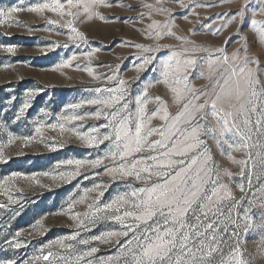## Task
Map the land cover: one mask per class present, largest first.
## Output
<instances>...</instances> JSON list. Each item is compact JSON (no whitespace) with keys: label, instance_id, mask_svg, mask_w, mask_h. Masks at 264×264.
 Here are the masks:
<instances>
[{"label":"snow or ice","instance_id":"obj_1","mask_svg":"<svg viewBox=\"0 0 264 264\" xmlns=\"http://www.w3.org/2000/svg\"><path fill=\"white\" fill-rule=\"evenodd\" d=\"M173 2L186 9L192 0H173ZM249 2L250 0H245L244 4L234 12L216 14L223 21L219 28L235 20L244 21L248 14ZM109 4L110 0H64V2L45 0L31 5L27 11L43 15L48 10L58 13L62 18L70 17L63 23L53 19L47 20V23L68 29L69 41L87 45L88 40L85 34L78 30L76 22H84L81 16L85 19L93 16L107 19L95 10ZM142 6L155 8L159 13H166L169 18L164 23L153 21L148 25L145 35L149 39L159 41L165 36H173L183 41L179 46L180 50H175L176 46L159 43L154 47L139 43L134 45L141 50V53L171 47V54L162 62V82L169 86L174 101L177 104L182 103V108L172 115L167 103L160 96H150L149 89L154 85L148 83L134 97L136 107L133 110L130 81L118 75L119 65L116 66L115 71L110 65L106 66L112 72L111 75L97 73L91 63L96 59L100 49L92 48L81 52L80 56L88 61L89 66L84 69L87 74L93 80H105L108 83L90 90L96 94L93 98L82 99L67 106L73 111L72 115L61 114L55 122L37 121L34 133L19 139L24 146L40 142L45 143L50 151H57L65 146L67 141L63 138L67 135L93 149H99L102 144L108 142L107 150L104 155H98L95 159L85 157L63 160L52 171L31 174L13 171L0 181V196L6 197L8 204H17L19 200L15 192H20L21 189L15 188L14 181L24 180L31 185L44 187L41 182L42 177L49 178L53 182L67 183L88 170H93V174L91 177L84 175L85 180L107 175L113 181L132 180L138 182L140 186L129 184L130 191L118 193L108 202L102 201L109 187L108 184L96 183L92 187L83 188L82 194L75 199L70 197L66 208L60 212L69 217L76 230L49 241L38 250L39 254L26 260L24 264H36V262L93 264L92 257L97 252V248L79 251L77 244L88 245L90 241L109 243L112 240L117 242L120 252L116 257L102 260L100 264H112L113 260L119 264L121 259L124 264H248L242 257L238 233L235 230L231 235L237 237V243L230 246L228 254L224 253V245L228 241L223 239L219 228L226 221L237 228L240 226L239 214L236 218L231 216L232 211L239 205V200H236L229 185L222 182L223 176L231 178L232 173L226 169L222 170L216 164L207 147L206 138L213 139L222 153L226 151L225 146H227V159L241 166L240 176H244L247 169L248 188L251 189L255 160L250 150L254 147H264L259 142L252 143L253 135L257 133L264 135L262 131L264 85L253 76L252 70L248 67L249 63L254 62V58L249 57L246 51L244 56H240V49L229 55L226 48L211 49L196 46L188 37L176 36L172 31L173 25L170 23L173 19L172 9L148 4ZM195 6L214 7L215 3L214 0H202ZM23 10L21 6L9 7L6 11L0 9V24L9 21L13 14ZM195 14L194 12L193 15ZM260 14L264 15V0H261ZM251 26L264 37V21L253 19ZM230 39L231 37L225 41V44ZM124 45H132V42L124 41ZM64 46L67 47V44ZM0 48L7 53L16 51L14 45H0ZM197 52L207 53V71L209 78L215 81L212 93L205 90L207 86L201 89L190 86L191 72L196 69L200 60L205 59L194 55ZM79 58L74 54L70 59L57 65V69L70 67L72 62ZM149 63H151L150 57L143 58L141 63L135 65L136 71H143ZM200 75L203 76L204 73L201 72ZM34 95L36 92L27 94L28 99L19 109L20 114L29 109V101ZM205 96L207 99H202ZM233 97L235 103H230ZM150 103L157 105L151 112L148 108ZM85 105L97 106L96 111L76 114V110L82 109ZM41 112L45 116L48 115L45 109H41ZM253 115L258 116L254 125ZM102 118L105 123L83 130V122L86 120L98 121ZM153 119H159L163 123L152 126ZM74 122L81 123L74 124ZM46 129L58 132L61 139L46 137ZM102 129L104 131H101ZM229 133L232 134L231 140L225 138ZM237 136L240 138L239 142H234ZM16 139L18 138L10 137L7 144L11 145ZM5 146L0 143V163H8L10 159L3 151ZM233 151H247L248 155L243 160H236L231 155ZM257 156L264 157V153L257 152ZM260 165L264 167V158L260 160ZM102 166L103 173L95 171ZM61 168L66 170L62 171ZM238 187L242 193L245 191L243 185ZM252 195L255 199L250 201L251 203L264 196V184ZM80 205L86 206L82 212L76 210ZM229 205L231 206L228 207ZM261 206H264V201L261 202ZM3 207L6 205L0 202V208ZM226 207L228 216L224 215ZM106 220L119 223L122 230L102 232L89 239H79L81 231H88L97 222ZM250 220L248 209H245L242 222L246 231ZM31 228L38 235H43L47 231L43 218L36 220ZM23 231L18 230L15 234L16 238L22 236ZM224 232H228L226 225ZM120 238H124L123 243H120ZM7 243L15 249L23 246L18 239ZM0 264H15V262L7 259L0 260Z\"/></svg>","mask_w":264,"mask_h":264},{"label":"rangeland","instance_id":"obj_2","mask_svg":"<svg viewBox=\"0 0 264 264\" xmlns=\"http://www.w3.org/2000/svg\"><path fill=\"white\" fill-rule=\"evenodd\" d=\"M37 2H45V0H23V3L21 0H0V9L5 11L12 6H21L24 9L13 14L9 21L0 24V45L16 46L14 53H7L0 48V143L6 145L3 151L6 157H10L8 163H0V181H3L13 171L26 174L52 171L56 169L59 162L69 158L95 159L98 155H104L108 148V142L102 144L99 149H93L66 135L63 138L67 141L65 146L57 151H50L45 143L33 142L24 146L22 140L19 139L25 135H32L37 121L55 122L61 114L72 115L73 111L67 106L78 103L82 99L93 98L96 94L90 90L108 83L105 80H93L87 74L84 69L89 66L88 61L80 56L83 51L92 48L100 49L96 54V59L91 63L97 73L111 75L112 72L106 66L110 65L115 71L116 66L119 65L118 75L130 81L133 110L136 107L134 97L148 83L154 85L149 89L150 96H160L167 103L168 110L172 115L182 108V103L177 104L174 101L169 86L162 82V62L171 54V47L141 53V50L134 45L139 43L154 47L156 43H159L176 46L175 50H180L179 46L183 41L173 36H165L159 41L149 39L145 35L148 25L153 21L164 23L169 18L166 13L162 14L155 8L142 5L148 4L172 9L173 19L170 21L173 25L172 31L176 36L188 37L196 46L211 49L226 48L229 55L240 49L239 55L244 56L246 51L249 57L254 58V62L249 63L248 67L252 70L253 76L257 77L264 85V37L258 30H253L251 26L253 19L264 21V15L260 14L261 0H250L248 14L244 21L235 20L223 28H219L223 21L216 14L234 12L244 4L245 0H223V2L214 0V7H196L195 5L202 0H192L186 9L181 8L173 0H110L108 6L95 10L107 19H101L98 16L85 19L81 16L84 22H76L78 30L83 32L88 40L87 45L69 41L68 29L47 23L49 19L59 20L63 23L70 17L62 18L58 13L48 10L43 15L27 11L28 7ZM194 12L195 15H193ZM218 28L219 31H217ZM229 37H231L230 41L225 44ZM124 41H131L132 45L125 46ZM65 44L67 47L64 46ZM187 46L191 47V45ZM74 54L80 57L77 61H73L68 68L57 69V65L70 59ZM194 55L205 57V59L200 60L196 69L191 72L190 86L196 89L207 86L205 90L212 93L215 81L209 78L207 71V53L197 52ZM145 57H150L151 63L146 65L143 71L137 72L135 65L141 63ZM201 72L204 73L203 76L200 75ZM157 81L161 82L156 83ZM243 86V82H241V87ZM29 92H36V95L29 101V109L20 114L19 109L28 99ZM202 99H207V96ZM230 103H235L234 97ZM96 107L85 105L82 109L76 110V114L95 112ZM156 107V104L150 103L148 105L149 112L154 111ZM248 107L250 108L251 105L249 104ZM41 109H45L48 115L45 116ZM257 118L256 115L252 116L253 125ZM105 122L103 118L98 121L86 120L83 122V130ZM79 123L81 122H74V124ZM162 123L159 119L151 121L152 126H159ZM45 136L61 139L58 132L50 129L45 130ZM10 137L18 139L8 145ZM231 137L232 134L229 133L225 138L231 140ZM239 139L237 136L234 142H239ZM206 142L216 164L222 170L226 169L232 173L231 178L223 176L222 182L229 185L234 197L239 200V205L232 211L231 216L236 218L239 214L241 220L238 221V224L240 226L237 228L226 221L219 228L223 239L228 241L224 245V253L228 254L230 246L237 243V237L231 235L235 230L238 233L243 259L248 264H264V206H261L264 196L256 200L255 203L250 202L255 199L252 193L264 184V167L260 165V160L264 157L257 156V152L264 153V147H254L250 150L251 156L255 160V168L251 177L252 188L249 189L247 169L244 176L239 175L241 166L227 159V146H225L226 151L222 153L213 139L206 138ZM257 142L264 145V135L260 133L253 135L252 143L256 144ZM231 155L236 160H243L247 157L248 152L233 151ZM60 170L66 169L61 168ZM95 171L103 173L104 168L102 166ZM92 174L93 170H88L80 177L67 183L53 182L49 178L42 177L41 182L45 185L44 187L31 185L24 180L14 181L15 188L21 189L20 192H15L13 189L19 202L8 204L7 198L0 196V202L6 205V207L0 208V260L11 259L15 264H24L26 260L39 254L38 250L49 241L71 234L76 230L69 217L60 214V212L66 208L70 197L75 199L82 194L83 188L92 187L96 183L108 184L109 187L102 198L103 202H108L118 193L130 191L129 184L140 186L138 182L132 180L113 181L107 175H100L95 179H84V175L91 177ZM238 185L244 186L243 193ZM85 207V205H80L76 210L82 212ZM245 209H248V216L251 218L247 231L242 222ZM228 214L226 207L224 215L228 216ZM41 218H43V224L47 231L43 235H38L31 226ZM225 225L228 228L227 233L224 232ZM18 230L24 231L22 236L16 238L15 234ZM118 230H122L119 223L100 221L90 230L81 231L79 239H89L102 232ZM14 239H18L23 246L19 249L11 247L7 242ZM123 240L124 238H120V243H123ZM92 247L97 248V252L92 257L93 264H100L108 257H116L120 252L119 245L115 240L109 243L90 241L88 245L77 244L79 251ZM54 250L59 251V249ZM36 264H44V262H36ZM112 264H117V261L113 260ZM119 264H124L123 259L119 261Z\"/></svg>","mask_w":264,"mask_h":264}]
</instances>
